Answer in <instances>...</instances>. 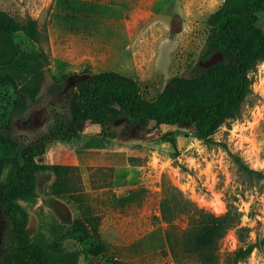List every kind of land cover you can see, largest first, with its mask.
Returning a JSON list of instances; mask_svg holds the SVG:
<instances>
[{
	"label": "rangeland",
	"instance_id": "obj_1",
	"mask_svg": "<svg viewBox=\"0 0 264 264\" xmlns=\"http://www.w3.org/2000/svg\"><path fill=\"white\" fill-rule=\"evenodd\" d=\"M221 2L0 0L1 9L17 19L31 16L38 29L37 42L22 33L13 35L18 56L0 68V76H14L28 98L26 106L11 115L13 90L9 85L0 87V125L12 127L0 135V158L14 154L32 131L45 128L51 108L61 112V98L71 88L72 75L112 70L135 79L143 97L152 100L168 86L170 77L194 71L208 33L206 20ZM257 24L264 31L261 13ZM248 78L249 90L238 111L208 140L199 139L184 124L159 126L149 133L134 126L122 133L120 144L138 143L134 156L118 160L108 156L109 151L101 154L80 147L76 156L84 166L66 172L60 183L63 193L52 195L53 177H44L38 197L25 202L32 215V235L36 238L41 232L47 242L44 236L49 231L38 226L55 221L63 233L76 220L86 225V238L79 244L65 240L61 262L176 264L160 213L163 196H175L167 190L172 187L214 215L233 205L246 239L264 237V61L249 71ZM83 131L91 137L99 128L87 124ZM21 134L24 137L16 140ZM137 135L142 138L132 140ZM79 139L71 141L76 145ZM84 154L94 157L89 165L81 162ZM187 221L181 215L176 223L185 228ZM237 234L234 227L220 239L217 264H225L240 245ZM97 246L103 247L97 256H83L86 249ZM238 264H264V245Z\"/></svg>",
	"mask_w": 264,
	"mask_h": 264
},
{
	"label": "trees",
	"instance_id": "obj_2",
	"mask_svg": "<svg viewBox=\"0 0 264 264\" xmlns=\"http://www.w3.org/2000/svg\"><path fill=\"white\" fill-rule=\"evenodd\" d=\"M260 13L264 15V0H222L206 20L208 33L195 70L170 77L168 86L152 100L143 97L135 79L112 70L72 75L71 88L61 98V112L51 108L45 128L32 131L14 154L0 158V264H74L61 262L63 243L71 238L79 244L86 238V225L76 220L63 233L55 221L38 226L49 231V236H44L47 242L41 232L35 238L29 226L30 214L24 204L38 197L41 180L53 177L51 194L59 196L63 193L60 183L74 168L42 161L56 141L69 142L87 124L99 127L96 140L106 149L119 147L124 131L134 126L141 133H149L159 126L184 124L192 127L196 137L208 140L225 119L234 115L249 90V71L264 61V31L257 24ZM16 33L37 42L36 20L31 16L17 19L0 8V68L9 66L18 56L19 46L13 40ZM215 52L222 54L220 62L199 65ZM5 85L11 86L15 96L14 115L26 106L28 98L14 76H0V87ZM117 120H122L120 126ZM5 128L12 127L0 125V135H6ZM20 137L24 136L18 135L16 140ZM141 138L137 135L132 140ZM167 190L175 196H163L160 213L174 263L217 264L220 239L234 227L240 245L225 264H238L254 248L264 245V237L253 242L246 239V229L238 226L240 214L233 205L228 204L223 214L214 215L198 208L178 190ZM57 213L61 216L58 209ZM181 215L188 220L185 228L176 223ZM102 250L101 246L86 249L83 256H97Z\"/></svg>",
	"mask_w": 264,
	"mask_h": 264
},
{
	"label": "crops",
	"instance_id": "obj_3",
	"mask_svg": "<svg viewBox=\"0 0 264 264\" xmlns=\"http://www.w3.org/2000/svg\"><path fill=\"white\" fill-rule=\"evenodd\" d=\"M0 138H2V136ZM76 138H80L79 142L76 145H74L71 140L65 144H62V143L57 142V141L55 143H53L52 146L47 150L46 155L42 159V161L47 162V163H51V164L84 166L83 164L79 163V159L76 156V152L80 151V147H83L82 149L84 151L93 150L96 152H100L101 154H103L102 152H104V151H109L107 153L108 156L113 157L114 159H118V160L121 157L127 158V157L134 156L135 153L138 152V150H139V149L137 150L139 145L136 142H133V143L132 142H127V143L125 142L124 145H122V146L120 145L119 147H117L115 149L105 150L104 148H101L100 146H98V142L96 140L95 135H92L90 137V135L85 133V131H83ZM54 145H56V146H54ZM89 146L94 147V148H91ZM141 147H143V146H141ZM83 150H81V151H83ZM93 158L90 155L84 154V156L81 157V160H82L81 162L92 163ZM85 165H89V163L85 164ZM62 212H64V211L62 210ZM31 216L32 215H30V217ZM51 223L52 222H50L48 224H51ZM41 224H43V223H41Z\"/></svg>",
	"mask_w": 264,
	"mask_h": 264
},
{
	"label": "water",
	"instance_id": "obj_4",
	"mask_svg": "<svg viewBox=\"0 0 264 264\" xmlns=\"http://www.w3.org/2000/svg\"><path fill=\"white\" fill-rule=\"evenodd\" d=\"M222 54L220 52L213 53L207 60L199 62V65L203 67H208L222 60Z\"/></svg>",
	"mask_w": 264,
	"mask_h": 264
}]
</instances>
